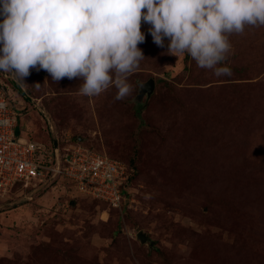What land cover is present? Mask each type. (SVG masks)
I'll use <instances>...</instances> for the list:
<instances>
[{"label":"rangeland","instance_id":"rangeland-1","mask_svg":"<svg viewBox=\"0 0 264 264\" xmlns=\"http://www.w3.org/2000/svg\"><path fill=\"white\" fill-rule=\"evenodd\" d=\"M149 28L121 100L115 86L90 97L79 78L36 69L24 81L13 74L28 99L0 75L16 137L61 153L80 142L137 167L117 207L58 176L0 194V264H264V26L229 36L218 66L231 75L220 77L169 54L167 38L157 46ZM149 78L153 92L136 102Z\"/></svg>","mask_w":264,"mask_h":264},{"label":"clouds","instance_id":"clouds-1","mask_svg":"<svg viewBox=\"0 0 264 264\" xmlns=\"http://www.w3.org/2000/svg\"><path fill=\"white\" fill-rule=\"evenodd\" d=\"M0 17V72L21 81L32 69L56 82L79 78V92L90 97L115 86L121 100L145 57L142 23L157 46L167 38L169 54L187 53L227 76L231 68L218 65L231 50L229 36L264 26V0H0Z\"/></svg>","mask_w":264,"mask_h":264},{"label":"built area","instance_id":"built-area-1","mask_svg":"<svg viewBox=\"0 0 264 264\" xmlns=\"http://www.w3.org/2000/svg\"><path fill=\"white\" fill-rule=\"evenodd\" d=\"M0 75L11 86L13 74L0 72ZM5 81H0V104L5 105L0 108V121H7L0 123V194L14 187L46 184L58 176L71 180L80 193L110 206L123 204L127 194L123 189L129 176L123 161L80 143L69 144L66 152L61 153L59 148L45 142L15 136L17 107L2 88L6 87ZM49 128L53 129L50 121Z\"/></svg>","mask_w":264,"mask_h":264},{"label":"water","instance_id":"water-1","mask_svg":"<svg viewBox=\"0 0 264 264\" xmlns=\"http://www.w3.org/2000/svg\"><path fill=\"white\" fill-rule=\"evenodd\" d=\"M11 84L14 88H16L18 92L21 93V95L29 99V96L26 94L24 89L16 80H11ZM138 85L139 92L135 98L136 102H139L144 94H146V98L150 96V94L153 92L155 82L153 78H149L146 81H139ZM136 238L143 244L148 243L149 248L153 247V240L148 236V234L144 230H139L136 234Z\"/></svg>","mask_w":264,"mask_h":264},{"label":"trees","instance_id":"trees-1","mask_svg":"<svg viewBox=\"0 0 264 264\" xmlns=\"http://www.w3.org/2000/svg\"><path fill=\"white\" fill-rule=\"evenodd\" d=\"M0 87H1V85H0ZM2 88L6 91L7 90V88L6 87H3L2 86ZM10 88L11 89H13V86H10ZM76 143H80V142H76ZM72 144H75V143H72ZM80 144H82V143H80ZM82 145H85V144H82ZM87 146V145H86ZM89 147V146H88ZM98 151H100V150H98ZM111 156V155H110ZM113 157V156H112ZM115 158V157H114ZM117 159V158H116ZM122 161V160H121ZM125 164H126V166H127V169H128V173H129V176H128V183L126 184V186H124V189H123V191H124V193H127L126 191H127V187H128V185H129V183L131 182V180L134 178V176L137 174V167H136V165H135V158L133 157V158H131V159H129L127 162L126 161H123Z\"/></svg>","mask_w":264,"mask_h":264},{"label":"crops","instance_id":"crops-1","mask_svg":"<svg viewBox=\"0 0 264 264\" xmlns=\"http://www.w3.org/2000/svg\"><path fill=\"white\" fill-rule=\"evenodd\" d=\"M18 113V112H17ZM18 123H19V120L17 119V124H16V126H15V129L18 127ZM23 134H26V131H24V133ZM21 137H27V138H29L28 136H27V134H26V136L25 135H20ZM32 139V138H31ZM34 140H36V139H34ZM36 141H40V140H36ZM40 142H43V141H40Z\"/></svg>","mask_w":264,"mask_h":264}]
</instances>
